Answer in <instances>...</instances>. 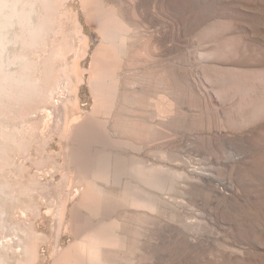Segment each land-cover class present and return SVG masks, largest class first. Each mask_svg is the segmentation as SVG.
<instances>
[{"label":"rangeland","instance_id":"obj_1","mask_svg":"<svg viewBox=\"0 0 264 264\" xmlns=\"http://www.w3.org/2000/svg\"><path fill=\"white\" fill-rule=\"evenodd\" d=\"M0 1V264H264V0Z\"/></svg>","mask_w":264,"mask_h":264},{"label":"bare ground","instance_id":"obj_2","mask_svg":"<svg viewBox=\"0 0 264 264\" xmlns=\"http://www.w3.org/2000/svg\"><path fill=\"white\" fill-rule=\"evenodd\" d=\"M3 6H4V4L0 1V11L2 10ZM6 23H7V21H3V24H6ZM1 24H2V22L0 21V25ZM103 26L105 27V26H109V25L103 23ZM139 163H135V165L133 166L132 173L135 175H141L142 174V170H140L141 165ZM95 168H98L99 173H100L99 176L103 179L105 177L107 178L111 174L110 173L111 169L109 167H105L104 165L99 164ZM134 192L138 198V201L141 204H143L145 206H151L152 205V199H151L152 195L150 193L146 192L143 189H140L139 187H136ZM80 201H81V204L88 209L90 216H92V215L96 216V217L100 216V221L95 223L94 221H92V219L90 217H89V219H88V217L83 218L82 215L79 216L80 214L76 213L77 216L79 217V219H81V221H82V225H80L79 229L77 230L76 236L79 238H83V237L87 238L86 242H88V244L85 243L83 245L82 242L79 241L81 243V244L79 243L81 246L80 249L88 246L89 253L94 254V253H96L98 247L101 246V244L112 243L115 241V237H114L115 235L112 233L111 226L110 225L108 226V224L105 223L104 218H105V215L107 214L106 213L107 209L112 208L116 204V202L114 199H112L106 195H103V193H101V191L96 192V193L93 192V193H89V194L86 192H83L81 195ZM101 247H103V246H101ZM70 264H72V263H70ZM73 264H78V262L75 260Z\"/></svg>","mask_w":264,"mask_h":264}]
</instances>
